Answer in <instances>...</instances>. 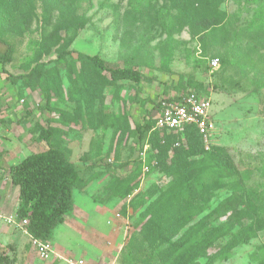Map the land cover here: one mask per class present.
<instances>
[{"label": "rangeland", "instance_id": "obj_1", "mask_svg": "<svg viewBox=\"0 0 264 264\" xmlns=\"http://www.w3.org/2000/svg\"><path fill=\"white\" fill-rule=\"evenodd\" d=\"M27 1L9 18L1 38L13 51L11 61L0 64V149L13 152L20 146L18 160L46 150L48 143L36 132L51 126L54 145L66 149L82 183L73 189V212L53 231L55 255L42 259L31 239L15 236L4 247L15 264H66L63 258L80 256L94 264H161L163 246L151 244L142 232L156 210L175 214L169 226L175 239L195 234L191 226L201 218L209 227L224 222L219 204L234 193L240 196L239 208H246L241 220L264 215V0H176L174 7L172 0H75L65 11L83 16L84 25L67 49L134 67L143 79L102 86L77 77L74 87L68 67L59 65L49 109L42 107L40 90L24 87L17 76L34 65L39 40L53 30L58 13L44 21L41 2ZM5 47L0 42V52ZM55 57L53 51L42 60ZM188 79L202 88L189 87ZM188 90L211 99L214 129L207 145L225 147L238 174L222 178L200 168V156H189L194 198L177 206L172 178L156 154L166 150L169 162L175 148H186L185 138L174 132L165 147L154 148L147 138L138 141L135 125L153 118L163 98ZM0 173L4 179L5 171ZM9 182L0 186L12 202ZM224 242L208 247L199 264L209 259V264H264V229L225 257L216 256Z\"/></svg>", "mask_w": 264, "mask_h": 264}, {"label": "trees", "instance_id": "obj_2", "mask_svg": "<svg viewBox=\"0 0 264 264\" xmlns=\"http://www.w3.org/2000/svg\"><path fill=\"white\" fill-rule=\"evenodd\" d=\"M23 1H0V42L6 45L0 52L1 65L11 61L13 51L12 46L1 39L3 29L9 18L14 13H18ZM39 1L42 4L44 21L47 15L57 11L56 24L48 35L43 33L40 38L34 65L17 77L23 81L24 87L40 90L44 99L42 107L50 108L56 79H59V65L64 64L68 67V78L74 87L78 86L77 77H83L87 83L98 80L102 86L117 85L119 81L139 83L143 79L142 72L134 67L110 65L98 54L90 55L67 49L84 25L83 16L76 15L74 11L71 13L65 11L66 7L72 10L75 0ZM171 4L174 7L177 1L172 0ZM62 32L64 36H61ZM53 51L56 53L53 60L50 62L42 60L44 55H49ZM73 52L76 53V58L68 60L67 56ZM49 63H52V66H49ZM8 77L16 78L11 75ZM187 84L191 88H202V84L193 79H188ZM153 125L154 119L151 116H148L142 124L136 123L138 141L145 140ZM55 131L51 126L46 128L39 126L36 132L37 139L45 141L49 147L43 151L30 153L18 163L8 167L10 182L18 188L15 218L17 221L25 219L27 222L25 228L29 235L40 241H50L54 229L73 212V189L82 183V176L76 165L69 160L66 149L54 145ZM179 133L185 138L186 148H175L169 162H167L166 150L157 152L156 156L159 166L172 178L170 188L178 194L175 205L185 206L194 198L192 192L196 187L195 183L190 181L191 177L195 176L187 163L189 156H200L198 166L209 168L222 178L235 177L238 172L225 147L211 146L208 150H204L202 138L194 125L185 126ZM171 134L173 133L161 134L158 130H153L147 139L152 147L161 148L169 142ZM238 177L235 179L237 180ZM126 192H129V189ZM239 199L240 196L234 193L224 201V204H219V208L222 209L220 215H226L224 222L209 227L206 218H201L191 226L197 228L195 234L184 233L176 239L177 234L169 229L176 220L175 214L171 213V209L156 210L151 218L144 222L143 235L151 244L163 246L159 253L161 264H199V258L205 255L208 247L222 239H225V242L215 255L225 257L233 248L245 243L257 231L264 229V215L257 217L250 215L246 222L241 220L246 208H239ZM15 261L14 256H9L0 249V264H15ZM210 262L209 259L206 264Z\"/></svg>", "mask_w": 264, "mask_h": 264}, {"label": "built area", "instance_id": "obj_3", "mask_svg": "<svg viewBox=\"0 0 264 264\" xmlns=\"http://www.w3.org/2000/svg\"><path fill=\"white\" fill-rule=\"evenodd\" d=\"M211 64L216 65L217 61L212 60ZM158 107V111L153 118L154 125L149 133L153 130H158L161 134H170L182 131L187 125H194L205 142L204 149H209L207 142L213 132L214 121L211 116V99L208 96L202 95L195 90H190L178 98H163L159 101ZM5 220L7 223L13 224L15 228L29 234L25 228L27 223L25 219L17 221L14 215L8 216ZM31 241L40 258L48 259L55 255V250L50 241H40L32 237ZM63 260L66 264H94L84 256L63 258Z\"/></svg>", "mask_w": 264, "mask_h": 264}, {"label": "crops", "instance_id": "obj_4", "mask_svg": "<svg viewBox=\"0 0 264 264\" xmlns=\"http://www.w3.org/2000/svg\"><path fill=\"white\" fill-rule=\"evenodd\" d=\"M188 91H190V90H188ZM179 96H181V95H179ZM179 96H176V97H173V98H178ZM158 103L156 105V112L158 111V108H159L158 107ZM156 112H155V114H156ZM154 116H153V118H154ZM4 119H6V118H4ZM23 130H24V128L20 127V131L21 132L16 135L17 140H19V138L21 137V134L23 133ZM146 138H147V136H146ZM14 145H16V144H14ZM17 148L18 149H13L14 150L13 152H12V150H10L8 148H5V149L1 148L0 149V172L1 171H5L4 179L1 178V176H0V181H1L0 184L4 185V181L5 180H9L10 181V178L8 176V169L7 168L10 165H14V164L18 163L22 159L21 158V159L18 160V156L15 154V151L18 152L20 150V146L17 147ZM9 183H11V182H9ZM13 190H14L13 191V200H12V202H8L9 193L6 190V188H4V186L3 187L0 186V212H1L0 222L9 225V226H5L3 224H0V249H2V250H4V247H5V245L7 243H10L13 240H15V238H14L15 236H17V237L20 236V238H23L25 236L27 239H29V240L31 239V236L29 234L24 233L20 229H15L14 230L13 224L7 223L6 220H5V218H7L8 216H14L16 208H17L18 188L14 187Z\"/></svg>", "mask_w": 264, "mask_h": 264}]
</instances>
